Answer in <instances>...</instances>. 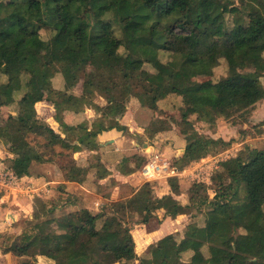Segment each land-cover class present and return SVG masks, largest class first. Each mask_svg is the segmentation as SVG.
I'll return each instance as SVG.
<instances>
[{
	"label": "trees",
	"instance_id": "1",
	"mask_svg": "<svg viewBox=\"0 0 264 264\" xmlns=\"http://www.w3.org/2000/svg\"><path fill=\"white\" fill-rule=\"evenodd\" d=\"M243 1L246 5L238 7L235 0H98L93 9L90 0H0V78L7 79L0 85V111L15 104L16 94L24 92L17 103L18 114L0 128V140L10 143L15 156L13 174L29 176L33 163H42L41 150L32 144L42 140V147L52 152L57 147L71 151L70 166L64 167L67 181L99 189V182L110 175L101 155H90L84 163L73 155L85 139L90 151L102 150L99 137L117 129L119 121L116 118L109 126L104 118L91 128L87 122L69 126L62 116L67 111L79 116L88 108L105 116L107 109L124 116L135 97L142 107L162 114L172 96L184 103H201L204 109L197 113V120L211 126L219 118L250 111L264 100V85L239 73L238 68H248L254 57L257 73L264 74V0ZM41 31L52 34L43 42L44 56L35 46L42 40ZM165 55L170 56L166 62ZM222 61L228 66L223 79L206 87L195 81ZM88 65L104 75L95 85L85 83L81 96L70 94L83 80ZM56 74L59 90L51 102L65 137L42 121L36 110ZM97 93L107 101L106 107L94 101ZM190 115L184 111L181 124L185 152L172 163L180 170L214 156L220 147L230 148L234 141L196 138ZM146 161L141 155L124 158L119 171L135 173ZM218 173L220 184L213 199L199 198V186L194 184L183 204L176 198L186 195L179 179L168 180L172 194L162 198L152 195L148 183L134 194L127 214L130 219L141 218L138 223L144 225L159 212L167 218L181 208L196 214H202L203 207L208 209L195 235L188 229L184 237L168 235L142 255L137 253L129 222L112 236L120 218L109 208L96 215L76 211L62 219L53 212H36L33 224L14 242L0 236L2 254L27 259L21 264H35L39 257L54 264H264V149L246 147L221 162ZM49 239L66 247L53 248ZM237 245L244 246V255L223 261L221 257ZM187 254L190 260L186 262Z\"/></svg>",
	"mask_w": 264,
	"mask_h": 264
},
{
	"label": "rangeland",
	"instance_id": "2",
	"mask_svg": "<svg viewBox=\"0 0 264 264\" xmlns=\"http://www.w3.org/2000/svg\"><path fill=\"white\" fill-rule=\"evenodd\" d=\"M90 2H91V7L93 9H95L97 6L98 0H90ZM235 3L238 7H243L246 5L243 0H235ZM41 37H42V40L37 41L35 43V46H36L37 51L41 55L44 56L46 54V49H45L43 42L49 41L52 37V34H51V32H48V31H41ZM122 52H124V50ZM169 57L170 56H168V55L163 56L162 57L163 61L164 62L168 61ZM255 62H256L255 58L252 57L251 65L246 69L238 68V72L241 74H245L252 79H255L257 82L261 81L262 82L261 84L264 85V74L257 73ZM145 68L147 70H150L151 72H153V70L151 69L150 66H146ZM57 75H59V74H56L54 79H53L52 88L45 92V101L38 103L36 105V110L38 112L39 118L42 121L46 122L56 133L63 136L64 134H62V128L60 127V124L56 120L55 108L51 102V101L55 100V97L57 95L56 92H57V89L59 86V83L57 80ZM103 75H104V72L100 71L99 69H97L91 65H88L86 73L83 77V80L81 81V83L76 88H74L73 90L70 91V94L81 96L82 92H83V86L85 83L95 85L98 83V81L100 80V78ZM227 75H228V66H227L225 61H222L220 66H218L216 69H214L212 71L204 72L203 74L197 76L195 78V81L206 87V86H210V85L217 83L218 81H220L221 79H223ZM6 81H7V79H5V77H1L0 78V85L2 84V82H6ZM23 93L24 92L16 94V103L15 104H13L12 106H9V107H3L1 109V111H0V128L4 127L7 124V121L11 115L16 116L18 114L19 107H18L17 103L22 98ZM171 98H172V103L167 105V107L165 109L166 111H163L162 114H155L154 112H152V114L154 115V118L148 124V126H146L147 125L146 123H148V121L146 119L142 120L143 121L142 126L146 128V131L143 134H141L140 137L136 138L135 137L136 135H134L136 133L129 134L127 131H125L124 128L118 127L116 130H118L119 132H122L123 136L125 138H127V140H129L128 144H130V146H132V147L137 146L138 149H136V150H137L138 154H143L144 152L146 154L149 152L148 154L150 155L152 153V151H149L150 145H151V147L153 146L157 149L163 150L166 146H168L169 144L172 143L173 146H176L178 148V147L183 146V142L181 141V138H183V141H186V137L181 133L182 130H184V127L181 124H182V119H183V113H184V111H187V112L193 114V115H190V120L192 121V123L194 125L195 131H196V134H195L196 138H198V137L202 138L207 142H210L214 138H216V140L223 139L226 142H230V141L234 140L233 142H235V143H239V141H241V140H246V139L249 140L250 139L251 144H253L252 146H249V145L239 146L238 144L233 143L230 146V148H228L226 150L221 149V147L218 148L217 151L218 150L219 151L213 155L214 156L223 155L222 157L213 161L214 163L212 161H208L206 163H203L202 166L193 170V172H192L193 174L188 173V174H186L185 177H183L184 182H183L182 186L186 192V196H183V194H182L180 196L181 198H184L187 201L190 198V188L194 184H197L199 187L196 190L198 191L197 194H198L199 198L205 199V198L209 197L210 199H213L215 196V191L219 188V184H220L218 181V177L220 174L218 173V169L216 168V166L219 167L221 162H225L231 158H234V156L236 157L239 153H241L243 150H245L246 147H250L253 149H259V150L264 149V121L256 122L255 124H253V123L248 121V119L250 118V115H251L250 114L251 111H248L245 113L244 112H237L230 119L219 118L217 124L215 126H213V125L211 126L208 123L199 122L197 120V118H198L197 113L201 112L204 109V107L202 106L201 103H196V102H192V101L184 103L183 99L180 97H177V96H172ZM135 100H136L135 97H133L130 100V103L132 102L131 105L129 106L130 108L140 105V103L137 100L136 101ZM94 101L102 107L107 106V101L103 97H101L99 95V93L95 94ZM260 104H264V100L261 101ZM104 113H105V116L103 113L102 114L96 113L95 110L87 108L84 112H82L79 115V117L77 116V114H74L73 112H70V111L64 112V114L62 116H64L63 117L64 122L69 126H79L80 124L87 122L89 128H91L92 126L90 125L88 119L90 120V122H92L94 124L95 122H98L99 120H103L105 118L106 124H108L110 126V125L114 124L116 118L121 120V118L124 117V116L118 115L115 112L108 113L107 109H105ZM245 122H247L246 126L244 125ZM238 125L245 127L246 130L244 131L241 128L238 129L239 128V127H237ZM63 137H65V135ZM234 138H236V139H234ZM258 138H263V139H262V141H259ZM71 139L72 140L76 139V136H72ZM132 139H135V141H136L135 145H133L131 143ZM253 139H255V140H253ZM43 143H44V141H42V140H35L32 143L39 150H41L42 155H43L42 163H37V162L33 163V166H32L33 170H35V172L36 171L39 172L41 170L49 171L48 167L50 168V166L52 165L51 168H55V170L58 171V175H60L59 173H64V175H65L66 170L64 169V167H66V166L69 167L70 163L72 161L71 151L62 149L61 147H57L55 149V151L53 150V152H52L51 150H47L46 148H43L42 147ZM143 143L149 144V146L147 148H145V147H143ZM80 149H82V147ZM77 151H80V150H77ZM77 151H76V153H77ZM76 153L73 155V158L75 160H77L81 163H84L86 160H90L89 156L84 157V159H80L79 154L77 153L78 154L77 155ZM91 156H93V155H91ZM14 158H15V156L12 155L10 152V143L9 142L5 143L2 140H0V163H1V161H3V163L5 164V166L3 167L4 171H0V172H2L0 174V177L2 176L1 178L9 179L10 181L13 180L12 175L9 174V172L12 171V165H13ZM173 162H174V160L172 159V163ZM191 165L189 167H191ZM209 165H211L212 167H209ZM9 170H11V171H9ZM220 170H222V169H220ZM11 173H13V172H11ZM56 175L57 174L54 175V179H55L56 183L53 187V191L47 192L49 190V188H48L46 190V192L44 193L45 189L44 190L42 189L43 191H41L40 194H43V195L45 194V198L37 197L36 201H38V203H36V205H39L38 208H41L40 207L41 203H39L40 199L41 200L43 199L45 202H48V203L56 202V203H58V205H63V203L70 198V197L68 198L67 195H61V192L65 189L66 186L61 185L58 182L59 178H57ZM165 180H167V179L162 178V179H159L158 181H154L152 183V187H153V191H152L153 194L152 195L153 196L158 197L159 195H164L165 193H167V190L166 191L163 190L165 188V183H166ZM160 182L163 183L162 187L160 186ZM225 183L228 184L229 181L225 180ZM126 186H128V185H126ZM75 187H78V185H75ZM155 187H157L158 189H161L159 192V195L157 194V189H155ZM124 188L125 189L122 190L123 196H129L134 191L133 190L131 192L129 188H127V187H124ZM81 190H83V189L81 188ZM97 191H99L102 194H106L103 189H101V190L97 189ZM85 193H87L86 195H88L87 196L88 198H90V199L93 198V195L90 192L85 191ZM109 196L110 195H108L106 197L107 200L102 205V207L105 206V204H109V207L118 204L117 202H116L117 204H114L112 202L111 198H109ZM69 200L72 201L73 198L71 197ZM80 201H81V198H80ZM126 202H128V201L126 200L123 203H121V205H117V210L116 211L110 210V213H112L113 215L115 214V217L118 219L121 218V215L125 218V215H126L125 211H126L127 206L129 205ZM102 207L99 208V213L104 211L106 208H109V207H107V205L104 208H102ZM207 210L208 209L206 207H203L202 208V214L201 213L196 214L195 210H192V222L191 223H195L197 225H203L204 222L206 221V218H207ZM82 211L85 212V209H83ZM118 213H120L121 215H119ZM61 214H63V213L60 212L59 216H61ZM46 218H43L42 220H46ZM140 219L141 218L130 219L129 217H126V220H127L126 221L123 218H121L122 221L130 223L131 229L133 231V235L136 238H138V236L140 235V232L138 230H140L141 227L144 228V226H142L140 223H138L140 221ZM117 221H120V220H117ZM117 223L118 224L112 228V236H115L118 228L123 225L122 222H117ZM32 224H31V219H22L21 222L19 223V226L21 227L20 228L21 231H23L24 228L29 227ZM145 229L147 230L148 228H145ZM150 229H148V230H150ZM185 231H184V233H185ZM6 236H9V235H6ZM3 242L6 243V240L4 238H3ZM140 247H141V245H140ZM244 250H245V248L243 245H237L235 247L234 251H228L224 256L221 257V259L223 261H229L231 258L240 259L244 255ZM204 254L206 256L209 255V251H208L207 247L204 248ZM183 260L186 262L189 261L190 260V254L185 255ZM24 262H27V259H24L22 261V263H24ZM0 264H2L1 261H0ZM35 264H45V263L41 262L39 259H37ZM132 264H140V263L134 262ZM154 264H165V263L155 262Z\"/></svg>",
	"mask_w": 264,
	"mask_h": 264
},
{
	"label": "crops",
	"instance_id": "3",
	"mask_svg": "<svg viewBox=\"0 0 264 264\" xmlns=\"http://www.w3.org/2000/svg\"><path fill=\"white\" fill-rule=\"evenodd\" d=\"M259 83H262L259 81ZM136 101V100H135ZM132 103V102H131ZM129 103L127 112L125 113L124 117L118 119L119 121V128H124L125 131H127L129 134L136 135L135 137H140L141 134H143L146 131V128L143 127V119H146L148 124L153 120L154 115L152 114V110L142 107V106H136L130 108L131 105ZM250 118L248 119L249 122L255 124L256 122H262L264 121V104L257 103L251 110ZM79 117V116H78ZM78 121V120H77ZM90 125L92 126V122L88 119ZM244 125H247V122L244 123ZM238 129L246 130L245 127H242L241 125H238ZM120 130V129H119ZM238 131V130H237ZM64 136V135H63ZM216 139V138H214ZM236 139V138H234ZM263 138H258L259 141H262ZM255 140V139H253ZM99 141L102 147V150L99 152L97 151H90L89 150V142L88 140H84L83 143L79 146L77 150V153L79 154L80 159H84V157H88L90 155L100 154L102 157L103 162L106 164L108 170L110 171V175L99 182V190L103 189L106 194H102L99 191H93L88 189L85 185H81L76 182L67 181L64 177V173H59L55 170V168L48 167L49 171H36L33 170V167L31 169L30 175L18 178L13 173L9 172V174L12 175L13 180L10 181L9 179L1 178L0 177V236L1 235H9L7 237L11 238V242H14V240L22 234L23 231H21V227L19 226V223L22 219H33V216L36 212H53L55 213L56 217L59 219H62L66 216H68L72 212L81 211L82 214L85 216L87 212H90L93 215H96L99 213V208L102 207V205L107 200V196L111 198L112 202L117 205H121L124 201H128L126 203H130L132 197L134 194H136L145 184L148 182L144 180V178L141 176V170L137 171L132 174H124L119 171V165L123 161L124 158H130L135 155H141L144 157L148 156V153L145 154H138L137 146H130L128 144L129 140L125 138L122 134V132H119L118 130H110L108 132H104L100 137ZM181 141L183 142V146L176 147L173 146V144H169L166 146L163 150L157 149L155 147L149 148V151H155L160 152L167 160L171 161L172 159H178L183 156L186 148V141H183V138H181ZM131 143L135 145L136 141L135 139L131 140ZM238 144L239 146H245L249 145L252 146L250 139L241 140ZM145 145V146H144ZM149 144H144L143 147L147 148ZM82 147V149H80ZM228 152V151H227ZM76 153V154H77ZM77 154V155H78ZM220 156H209L199 162H195L191 165V167H187L186 169L182 170V175L179 176V179L181 183L184 182L183 177L186 176L188 173H192L193 170L196 168H199L203 165V163H206L208 161H215L216 159L222 157ZM235 157V156H234ZM78 159V158H77ZM214 163V162H213ZM5 164L3 161L0 163V171H4L3 167ZM209 167H212L209 165ZM218 169V166H216ZM33 170V171H32ZM2 172H0L1 174ZM56 175L57 178H59L58 182L61 185H65V189L61 192V195H67L68 198L72 197L73 200L70 201L69 199L66 200L63 205H58L56 202L48 203L45 202L43 199L39 200V205H36L38 201H36L37 197L45 198V194H40L41 191L44 189V193L49 188L47 192L53 191V187L56 183L54 179V175ZM193 174V173H192ZM55 177V178H56ZM165 179V178H164ZM168 180V179H167ZM165 180V188L163 190H167V193L164 195H159V192L161 189H157V194L159 195V198H162L165 195L172 194L171 188L168 184V181ZM160 182V186L162 187L163 183ZM151 184L152 183H148ZM75 185H78V187H75ZM128 185V186H126ZM106 186V187H105ZM159 186V185H158ZM127 187L130 189L131 193L129 196H123L122 190H124ZM81 188L83 190H81ZM43 189V190H42ZM86 192H90L93 195V198L90 199L86 195ZM108 194V195H107ZM183 196H186L183 194ZM81 198V201H80ZM178 200H180L183 204H186L187 201L184 198L176 197ZM209 198V197H207ZM117 202V203H116ZM109 207V204H105V206ZM117 205L110 206L109 209L112 211L117 210ZM128 207L125 211V218L121 215V218L126 220V217H128L127 211ZM85 209V212L82 211ZM114 209V210H113ZM62 210V211H61ZM62 212L61 216H59V213ZM118 212V211H117ZM123 214V213H122ZM59 216V217H58ZM157 218L154 219L150 224L144 225L141 224L143 227L138 230L140 232V235L138 238H135L136 244H137V253L138 255H142L144 252L147 251L150 245L153 243L158 242L162 238L171 235V234H178L181 237H184V231L190 230L193 235L197 232V224L191 223L192 222V209L190 208H181L178 210V214L172 217L165 218L163 216L162 212H159L157 214ZM120 218V221L122 222V226L129 225V223L122 221ZM159 219V221H158ZM127 221V220H126ZM191 223V224H190ZM118 224V223H117ZM145 228H148L150 230H146ZM133 234V231H132ZM49 245H51L53 248L56 247H62L65 248V245H59L57 244L54 239L48 240ZM141 245V247H140ZM99 246H102L100 243ZM41 262H44L45 264H54L52 261L48 260L45 257H39L38 258ZM24 259L22 258H16L11 254L3 255L2 250L0 248V261L2 264H21V262ZM21 261V262H20Z\"/></svg>",
	"mask_w": 264,
	"mask_h": 264
},
{
	"label": "built area",
	"instance_id": "4",
	"mask_svg": "<svg viewBox=\"0 0 264 264\" xmlns=\"http://www.w3.org/2000/svg\"><path fill=\"white\" fill-rule=\"evenodd\" d=\"M145 166L141 170V176L148 183H153L159 179H176L182 175V170L173 167L172 163L167 160L160 152L152 151L147 156Z\"/></svg>",
	"mask_w": 264,
	"mask_h": 264
},
{
	"label": "water",
	"instance_id": "5",
	"mask_svg": "<svg viewBox=\"0 0 264 264\" xmlns=\"http://www.w3.org/2000/svg\"><path fill=\"white\" fill-rule=\"evenodd\" d=\"M104 207H106V206H103L102 208H104Z\"/></svg>",
	"mask_w": 264,
	"mask_h": 264
}]
</instances>
